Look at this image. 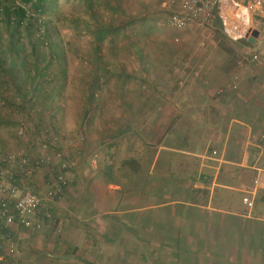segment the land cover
<instances>
[{
	"label": "crops",
	"instance_id": "obj_1",
	"mask_svg": "<svg viewBox=\"0 0 264 264\" xmlns=\"http://www.w3.org/2000/svg\"><path fill=\"white\" fill-rule=\"evenodd\" d=\"M261 45L243 61L194 56L185 85L117 103L126 124L115 117L109 150L88 168L86 152L73 155V183L41 211L61 219L63 245L30 264H264Z\"/></svg>",
	"mask_w": 264,
	"mask_h": 264
},
{
	"label": "rangeland",
	"instance_id": "obj_2",
	"mask_svg": "<svg viewBox=\"0 0 264 264\" xmlns=\"http://www.w3.org/2000/svg\"><path fill=\"white\" fill-rule=\"evenodd\" d=\"M86 2L56 0L47 15L66 51L61 58L62 79L58 77L55 63L44 78L52 82L49 91L58 88L54 93V109L42 103L32 107L27 103L26 109L20 110L23 96L12 88L10 80L0 77V115L8 118V122L0 123V167L8 155L22 150L27 154L28 166L17 181L24 189L37 194L47 192L54 176L52 169L60 162L56 157L58 152L76 162L77 167L79 161L72 156L78 155V151L86 152L87 168L93 162L98 165L99 153L109 150L114 130L118 129L115 117L119 115V120L126 124L127 112L116 111L117 103L125 105L128 101L140 103L158 98V83L164 80L168 89L185 85V78L196 70L192 58L205 54L226 55L221 44L234 52V58L246 60L249 50L241 39L254 38L253 30L260 32L256 41L264 46V17L249 16L250 24H245L229 0H224L220 8L222 30L214 27L211 20L203 27L194 25L183 31L173 30L166 24L169 13L180 0H94L93 12ZM95 12L117 28L104 40H99L92 28L96 24L92 16ZM229 31H234L235 37ZM96 50L102 52L98 61ZM44 52L48 54V49L44 48ZM89 94L94 99L91 103ZM44 142L48 144L46 152L53 158L50 165L41 162ZM71 173L73 180L76 175L73 170ZM41 218L45 222L43 213ZM60 224L61 219L49 221L35 234L13 227L12 243L19 254H5L0 264H30L33 252L60 248L63 245ZM4 250L7 252V247Z\"/></svg>",
	"mask_w": 264,
	"mask_h": 264
},
{
	"label": "trees",
	"instance_id": "obj_3",
	"mask_svg": "<svg viewBox=\"0 0 264 264\" xmlns=\"http://www.w3.org/2000/svg\"><path fill=\"white\" fill-rule=\"evenodd\" d=\"M85 1L89 3L88 8L93 12L94 0ZM55 3L56 0H0V77L10 80L12 88L23 96V106L20 110H25L27 103L31 104L30 107L44 105L55 108L54 93L58 88L49 91L48 87L52 82L44 79L52 63L58 68L59 78L62 79L64 74L61 58L66 51L57 37V28L47 16L53 10ZM92 16L96 19V24L90 25H93L92 28L99 40H104L117 30L114 24H107L102 17H99V13L95 12ZM212 23L217 29H223L219 8L214 11ZM241 41L244 45L252 46L246 39ZM219 46L222 51L234 56L230 48L222 44ZM44 48L48 49V54H45ZM95 55L98 61L102 52L96 50ZM88 100L89 103L93 102L92 94H89ZM5 122H8L7 115H0V123Z\"/></svg>",
	"mask_w": 264,
	"mask_h": 264
},
{
	"label": "built area",
	"instance_id": "obj_4",
	"mask_svg": "<svg viewBox=\"0 0 264 264\" xmlns=\"http://www.w3.org/2000/svg\"><path fill=\"white\" fill-rule=\"evenodd\" d=\"M224 0H180L177 7L172 10L166 20L169 28L176 31H183L190 26L208 24L217 8H221ZM234 7L245 8L250 17H264V0H230ZM262 53L253 54L252 59L257 61ZM226 88L237 89L235 80L226 85ZM225 88L218 91L223 93ZM264 140V135L261 136ZM48 144H42L41 162L46 165L52 163V156L48 152ZM59 158V165L54 171L53 180L50 182L45 194H37L31 190L24 189L17 181L20 174L26 172L28 157L22 150L15 151L8 155L0 167V259L5 254L17 256L19 250L13 246L11 229L18 227L36 233L43 229L44 220L41 218V211L46 203L60 198L64 191L73 183L71 173L76 162L66 159L61 152L56 154ZM264 172V165L261 167ZM244 202L252 206L249 198L245 197ZM7 247V252L4 250Z\"/></svg>",
	"mask_w": 264,
	"mask_h": 264
},
{
	"label": "bare ground",
	"instance_id": "obj_5",
	"mask_svg": "<svg viewBox=\"0 0 264 264\" xmlns=\"http://www.w3.org/2000/svg\"><path fill=\"white\" fill-rule=\"evenodd\" d=\"M230 1V0H229ZM234 7V6H233ZM235 9H239L240 10V19L245 23V24H250V19H249V15H248V13H247V11H246V9L245 8H242V7H239V8H237V7H235ZM229 33H231V35H233L234 37H235V33H234V31H229Z\"/></svg>",
	"mask_w": 264,
	"mask_h": 264
},
{
	"label": "water",
	"instance_id": "obj_6",
	"mask_svg": "<svg viewBox=\"0 0 264 264\" xmlns=\"http://www.w3.org/2000/svg\"><path fill=\"white\" fill-rule=\"evenodd\" d=\"M252 35H253L254 38H252V39L248 38V42H250L251 44H255L256 39H257V38L259 37V35H260V32H259L258 30H253V31H252Z\"/></svg>",
	"mask_w": 264,
	"mask_h": 264
}]
</instances>
